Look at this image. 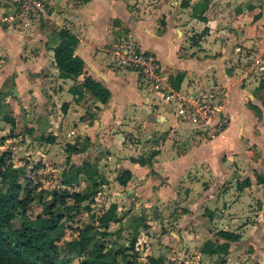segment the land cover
<instances>
[{
	"label": "crops",
	"instance_id": "0c3cea01",
	"mask_svg": "<svg viewBox=\"0 0 264 264\" xmlns=\"http://www.w3.org/2000/svg\"><path fill=\"white\" fill-rule=\"evenodd\" d=\"M2 1L0 106L15 120L11 140L24 141L25 154L50 173L61 171L60 183L71 165L98 168L108 183L98 187L110 188L101 195L111 191L106 209L117 205L107 231L117 238L128 227L140 264L147 256L162 264H264V106L256 95L264 81V0H51L40 26ZM63 28L79 40L74 53L84 74L76 80L59 77L54 61ZM122 40L157 58L160 83L117 63ZM86 75L110 91L106 103L86 93L74 99L69 88ZM186 93L220 104L226 122L215 135L207 132L217 117L196 130L165 101ZM123 170L125 185L117 182ZM98 177L80 174L73 186ZM208 241L228 251L204 254Z\"/></svg>",
	"mask_w": 264,
	"mask_h": 264
},
{
	"label": "trees",
	"instance_id": "16d2710c",
	"mask_svg": "<svg viewBox=\"0 0 264 264\" xmlns=\"http://www.w3.org/2000/svg\"><path fill=\"white\" fill-rule=\"evenodd\" d=\"M78 2H87L89 0H76ZM17 4L16 13H20L22 0H14ZM44 8L51 11L48 4L43 3ZM14 6V5H13ZM5 28V26H2ZM204 29L201 33L205 32ZM59 42L52 48L54 53V61L59 71V77L71 78L76 80L80 75L84 74V61L77 56L74 51L78 44V38L68 29L63 28L58 32ZM182 77L177 74L170 77V85L173 89H179ZM74 99H78L84 94L91 97H97L102 103H106L111 97V93L99 81L91 76H84L83 80L75 83L69 88ZM256 95L262 101L264 106V81L260 82L256 88ZM91 114H85L82 118L90 117ZM0 120L8 124L9 136L13 134L15 120L10 112L4 106H0ZM3 139L0 138V143ZM73 150H82L85 145L80 147L69 146ZM5 152H0V264H70L73 257L65 256L60 251L57 244L59 234L65 227L64 211L65 209L74 208L78 210L81 203L88 200L91 194L75 191L70 192L67 187L73 186L79 182L80 174H87L90 179L100 176L98 168L88 171V164L81 166L71 165L69 171L63 174L61 181L64 189L53 190L49 192V202L43 201L44 206L42 213L32 218L28 214L29 206L34 200V189L31 187L33 180L25 177L24 167H15L12 163H6ZM141 164L149 160L143 158H132ZM100 178V177H99ZM130 179V172L123 170L118 174L117 182L125 185ZM95 180H93L94 182ZM258 181L264 182V177L258 178ZM24 183V184H23ZM249 183V179L246 180ZM244 183V184H245ZM99 182H94L96 186ZM41 198V196H40ZM72 200L73 205H68L67 201ZM90 210L89 205L83 207ZM117 205L111 203L109 207L98 217V227L104 229V236H110L107 231L109 223L115 221ZM20 217V226L14 228L12 221L16 216ZM94 228L91 225H85L79 230L76 237L67 243V249L79 255L88 247L92 246V250L85 258L80 259L78 264H117V258L123 257V264H133L132 260H128L126 252L134 250L135 240L129 242L127 246H122L119 250L106 252L103 243H94L97 233H93ZM220 236L230 240H237L238 236L234 233L220 231ZM228 246L226 244L215 245L208 241L202 248L204 254L226 253ZM138 255L135 253L134 257ZM147 263L143 264H162V257L147 256Z\"/></svg>",
	"mask_w": 264,
	"mask_h": 264
},
{
	"label": "rangeland",
	"instance_id": "374dc122",
	"mask_svg": "<svg viewBox=\"0 0 264 264\" xmlns=\"http://www.w3.org/2000/svg\"><path fill=\"white\" fill-rule=\"evenodd\" d=\"M50 1L51 0H27L25 4H21L20 14L37 18L36 23L38 26H40V23H44L45 15L48 14V11L44 8L43 3L45 2L46 4H48L50 10H52ZM2 4L7 5L8 7H12L13 9L17 8V4L14 3V0H4L2 1ZM0 22L7 23L6 21ZM117 63L120 65L119 62ZM159 79L161 80V76L159 77ZM6 129L7 126L2 120H0V138L3 139V142L0 143V152H5L7 154L6 163H12L13 165H19V167H24L25 177H30V179L34 181L31 187L34 189L35 197L28 209L29 216L34 218L42 213V208L44 206L43 201L46 200V202H49V192L65 188L60 183L62 173L61 171L55 174L50 173L49 170L47 171L45 165H43L41 161L37 160L38 157H35V155L33 154H25L24 149H21V146L19 145V143H23L24 141L19 140L18 143L13 142L11 139L14 137L9 136V134H7ZM100 163L103 164V160H99L96 165H100V168H102ZM55 164L56 163H53L52 165ZM102 170L103 169H101V171ZM96 181H98L99 183L103 182L105 185L108 184L106 183L104 178L98 177ZM67 189L70 192H72L74 189L76 191H82L84 193L91 194V197L88 200L81 203V206H79L80 208L78 210L74 208L63 210L64 218L62 221H64L65 227L62 233L59 234L57 244L63 255L73 257L70 264H78L79 260L89 255V252L92 250V246H90L84 252L79 253L78 255L76 253H73V251H69L66 246L69 241L76 237L78 231L83 229L85 225L89 224L92 228H94L93 233H97L94 243H96V245L97 243H103L105 245L106 252H113L114 250H119L120 248H122L123 245H126L128 243L129 239L132 238V232H126V229H128V227L125 228V232L122 231L124 232V234L121 233L117 238L112 237V234L109 237L104 236V229L98 227L97 219L106 209L107 205L110 203L109 198L111 191L107 197L101 195L105 192H107L108 194V189H110L108 188V186L98 187V184L95 186L94 183L89 181L87 182V180H84L82 178L79 185L71 186ZM67 204L73 205V201L68 200ZM87 205H89L90 210H85L83 208ZM122 207L124 208L125 206ZM12 226L14 228L20 226V217L18 215L12 221ZM135 253L137 254V251L135 250L128 251L126 252L125 256H127L129 261L132 260L133 264H140L143 260L136 259V257H134ZM139 254L141 256L142 252H140ZM123 261V257L119 256L117 258V264H123Z\"/></svg>",
	"mask_w": 264,
	"mask_h": 264
},
{
	"label": "built area",
	"instance_id": "2783aa9c",
	"mask_svg": "<svg viewBox=\"0 0 264 264\" xmlns=\"http://www.w3.org/2000/svg\"><path fill=\"white\" fill-rule=\"evenodd\" d=\"M26 1L22 0V3L25 4ZM114 57L120 65L137 72L147 83L158 84L161 82L159 79L160 65L157 58L154 55L140 51L134 43H130L128 40H122L114 51ZM165 101L167 103L174 101L179 116L196 130H201L212 121L211 119L213 117H217V121L207 132L209 136L215 135L226 122L220 116V104L216 101L209 100L206 95L186 93L166 97Z\"/></svg>",
	"mask_w": 264,
	"mask_h": 264
},
{
	"label": "water",
	"instance_id": "95a60500",
	"mask_svg": "<svg viewBox=\"0 0 264 264\" xmlns=\"http://www.w3.org/2000/svg\"><path fill=\"white\" fill-rule=\"evenodd\" d=\"M102 151H104V150L102 149ZM104 157H107V155H106L105 151H104Z\"/></svg>",
	"mask_w": 264,
	"mask_h": 264
}]
</instances>
